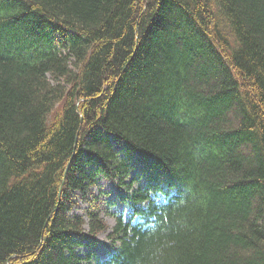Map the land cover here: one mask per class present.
Listing matches in <instances>:
<instances>
[{
  "label": "trees",
  "instance_id": "1",
  "mask_svg": "<svg viewBox=\"0 0 264 264\" xmlns=\"http://www.w3.org/2000/svg\"><path fill=\"white\" fill-rule=\"evenodd\" d=\"M134 152L98 256L72 193ZM149 192L185 202L168 264H264V0H0V264H132Z\"/></svg>",
  "mask_w": 264,
  "mask_h": 264
},
{
  "label": "clouds",
  "instance_id": "2",
  "mask_svg": "<svg viewBox=\"0 0 264 264\" xmlns=\"http://www.w3.org/2000/svg\"><path fill=\"white\" fill-rule=\"evenodd\" d=\"M137 203L140 210L131 211L126 219L121 220L128 228L130 241L137 235L144 237L132 264H168L176 246L175 234L170 231L169 225L184 222L178 210L185 202L180 200L170 205L163 193L149 192L145 199ZM129 207H133L131 202Z\"/></svg>",
  "mask_w": 264,
  "mask_h": 264
},
{
  "label": "rangeland",
  "instance_id": "3",
  "mask_svg": "<svg viewBox=\"0 0 264 264\" xmlns=\"http://www.w3.org/2000/svg\"><path fill=\"white\" fill-rule=\"evenodd\" d=\"M113 142H115V139H113ZM115 145L117 149L121 148L120 143H115ZM130 164L133 165V168L129 175L123 179V183H119V178L113 180L100 175L97 184L88 186L84 191L77 190L72 193L73 201H75L73 210L75 213L85 214L88 208H97L109 226L106 231L99 233L98 240L100 241L93 247V251L98 256L105 255V243L111 241L108 235L116 223L112 212L120 211L126 207L127 202L122 196H126L139 185H144L146 182L145 173L152 170L150 166L145 165L144 160L136 152L132 154ZM133 177L136 179H132ZM127 209L129 210V207ZM85 251L86 246L82 248L81 253L83 254Z\"/></svg>",
  "mask_w": 264,
  "mask_h": 264
}]
</instances>
